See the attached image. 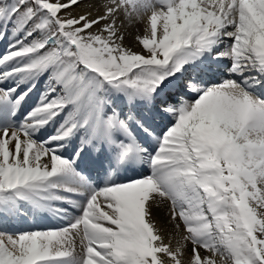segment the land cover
Segmentation results:
<instances>
[{
  "label": "snow or ice",
  "instance_id": "1",
  "mask_svg": "<svg viewBox=\"0 0 264 264\" xmlns=\"http://www.w3.org/2000/svg\"><path fill=\"white\" fill-rule=\"evenodd\" d=\"M0 43V264H264V0H0Z\"/></svg>",
  "mask_w": 264,
  "mask_h": 264
},
{
  "label": "bare ground",
  "instance_id": "2",
  "mask_svg": "<svg viewBox=\"0 0 264 264\" xmlns=\"http://www.w3.org/2000/svg\"><path fill=\"white\" fill-rule=\"evenodd\" d=\"M82 9H75V11H81ZM141 35L143 34L142 30H141ZM136 35V32H135V29L132 30V33L130 35H127L126 38H125V44H128L129 46H132L133 47V50L135 51H139V48L136 47L135 45H133V39H134V36ZM4 47V44L3 43H0V48H3ZM156 217L157 219L161 222V224H164L165 223V220H164V217H165V213L163 211H158L156 212ZM173 236V240H172V244L173 246H175V238H174V233H171V232H168V233H165V242L167 243L168 242V236ZM189 248L191 247V245L188 246ZM202 251V254H205L203 253V250Z\"/></svg>",
  "mask_w": 264,
  "mask_h": 264
}]
</instances>
